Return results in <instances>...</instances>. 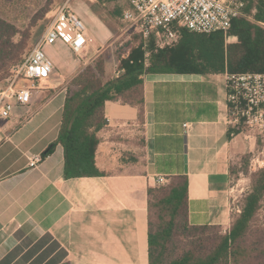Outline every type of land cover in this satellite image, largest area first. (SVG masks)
I'll use <instances>...</instances> for the list:
<instances>
[{
    "label": "crops",
    "instance_id": "obj_1",
    "mask_svg": "<svg viewBox=\"0 0 264 264\" xmlns=\"http://www.w3.org/2000/svg\"><path fill=\"white\" fill-rule=\"evenodd\" d=\"M81 5L73 10L88 29V56L115 31ZM47 49L54 72L36 81L29 104L0 117V264H148V188L176 177L187 179L191 224H229L230 169L252 142L230 122L226 72L145 73L140 104H104L98 173L65 177L63 146L42 153L56 141L63 83L79 63L63 41ZM34 155L41 161L30 167Z\"/></svg>",
    "mask_w": 264,
    "mask_h": 264
},
{
    "label": "trees",
    "instance_id": "obj_2",
    "mask_svg": "<svg viewBox=\"0 0 264 264\" xmlns=\"http://www.w3.org/2000/svg\"><path fill=\"white\" fill-rule=\"evenodd\" d=\"M244 2L242 15L232 19L227 33L203 34L180 29L177 40L165 48H157L151 39L145 44L137 35L140 39L137 44L129 47L126 56L117 59L118 69L122 70L117 77L105 76L102 61L96 62L95 67L88 65L81 69L67 84L58 136L42 156L59 143L64 149L65 177L97 174L94 156L99 143L97 132L106 124L104 104L106 101L140 104L141 77L145 73L164 70L264 73V0ZM17 33L13 23L0 17V75L23 61L32 48L25 54L26 46L16 37ZM229 36H235L236 40L226 42ZM147 51L148 59L145 58ZM162 190L165 193L155 196ZM263 196L264 168L253 173L251 188L240 212L232 218L228 232L212 233L215 244L211 249L202 252L188 247L175 255L169 244L178 230L192 238L196 231L223 226L190 223L186 177L148 188V264H229L246 257L248 250L239 239L247 231Z\"/></svg>",
    "mask_w": 264,
    "mask_h": 264
},
{
    "label": "built area",
    "instance_id": "obj_3",
    "mask_svg": "<svg viewBox=\"0 0 264 264\" xmlns=\"http://www.w3.org/2000/svg\"><path fill=\"white\" fill-rule=\"evenodd\" d=\"M106 2L112 0H94ZM127 5L122 21L146 44L153 40L158 48L171 46L178 30L195 33H227L231 21L242 15L244 0H124ZM63 41L74 54L88 43L83 20L66 5L60 7L42 37L33 45L23 61L16 64L10 81L0 89V117L8 118L14 104L27 105L39 79L54 70L45 47ZM21 81H23L21 83ZM227 103L233 125L243 119L246 124L264 126V73H227ZM41 156L29 158L34 167Z\"/></svg>",
    "mask_w": 264,
    "mask_h": 264
},
{
    "label": "rangeland",
    "instance_id": "obj_4",
    "mask_svg": "<svg viewBox=\"0 0 264 264\" xmlns=\"http://www.w3.org/2000/svg\"><path fill=\"white\" fill-rule=\"evenodd\" d=\"M75 3H77V5L82 4L81 6L84 7L88 5L102 21H105L108 26L112 27L115 31L114 41L111 43L112 46L106 45L99 52L89 54L88 56H84L82 52L79 54L69 52L74 60L79 63V68L63 83V85L67 87V84L75 74L88 65L95 67V63L98 61H102V67L105 69V76L106 74L109 77L113 75L112 77L115 78V71L118 70L119 64L117 59L126 56L129 47L137 44L140 40L136 37L137 35L134 33L133 29L129 26L127 27L128 24L121 19V12L123 8H125L124 0L107 1L104 5L102 4L103 2H95L94 0H0V17L5 18L16 26L18 30L16 37L22 44H25L26 47L24 51H26V54L42 37L60 7L66 5L69 10L76 13L73 10V5ZM45 52L47 55L49 54L47 46L45 47ZM66 54H68V52H66ZM56 55L62 57L60 52ZM148 56L149 52L147 51L145 58L148 59ZM48 57L51 59L52 56L49 54ZM88 57V62L82 64L83 60ZM16 64L18 63L11 65L7 72L0 75V89L7 85L12 78ZM22 82L23 81H21V83ZM235 128L240 132L249 134L246 140H251L252 145H250V148L246 149L244 153L234 158L232 162L230 183L232 211L230 222L222 228H215L214 230L208 228L196 231L192 238L186 236L184 231L178 230L169 244L171 251H173L175 255L183 248L188 247H194L196 250L202 252L211 249L215 244V240L211 239L212 233L224 234L228 232L231 221L233 220L232 218L240 212L243 199L251 188L253 173L264 168V126L259 127L255 124L250 126L241 119L240 123L237 124ZM163 193H165V190L158 191L155 193V196H160ZM153 212L154 214L152 215L155 218V208ZM239 242L247 248L248 255L246 257H240L236 262L230 261L229 264H264V196L260 201L257 212L247 226V231L239 239Z\"/></svg>",
    "mask_w": 264,
    "mask_h": 264
}]
</instances>
